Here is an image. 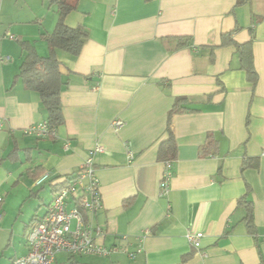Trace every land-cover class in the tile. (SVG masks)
<instances>
[{"label":"crops","instance_id":"crops-1","mask_svg":"<svg viewBox=\"0 0 264 264\" xmlns=\"http://www.w3.org/2000/svg\"><path fill=\"white\" fill-rule=\"evenodd\" d=\"M238 1L78 0L64 23L84 28L87 38L77 57L57 51L63 124L37 138L23 131L46 122V111L17 79L19 42L45 57L41 35L53 31L58 13L45 0H0V194L9 196L0 209L19 187L30 198L47 185L50 198L31 216L33 227L54 185L74 178L100 145L93 161L103 209L87 217L104 230L99 242L118 251L90 256L91 263L69 256V264H264V0ZM250 39L254 85L234 45ZM178 98L187 110L172 117L177 154L161 196L157 150ZM115 120L124 123L117 131ZM208 133L218 152L206 157ZM248 159L257 168L242 169ZM43 174L49 181L36 186ZM242 198L251 204L252 233ZM197 232L195 249L186 234ZM27 253L25 243L18 257Z\"/></svg>","mask_w":264,"mask_h":264},{"label":"built area","instance_id":"built-area-1","mask_svg":"<svg viewBox=\"0 0 264 264\" xmlns=\"http://www.w3.org/2000/svg\"><path fill=\"white\" fill-rule=\"evenodd\" d=\"M14 40L12 35L7 36ZM121 120L112 122L114 130L122 128ZM2 125L0 124V130ZM25 135H33L37 138H47L55 135V130H50L46 122L26 128ZM67 146V144H66ZM104 151L97 145L87 153L79 172L68 180L53 194L45 215L36 221L27 235L26 243L28 253L22 257H16L10 264H54L58 254H66L70 257L95 256L107 258L117 252L118 248H106L99 239L104 236V230L89 221L87 216H92L103 209L100 182L96 175L94 156ZM128 159L132 154L128 153ZM159 189L160 195H166L172 178V162L165 161ZM48 174H43L35 181L36 186H41L49 180ZM3 198L0 194V204ZM1 223V216H0ZM203 234L187 233L186 240L195 249L200 247ZM264 240V237H263ZM141 240H139L140 242ZM141 251L140 244L137 252ZM128 257L134 259L135 253L128 252Z\"/></svg>","mask_w":264,"mask_h":264},{"label":"trees","instance_id":"trees-1","mask_svg":"<svg viewBox=\"0 0 264 264\" xmlns=\"http://www.w3.org/2000/svg\"><path fill=\"white\" fill-rule=\"evenodd\" d=\"M45 1L48 8H55L58 13L57 23L53 31L50 34L41 35L42 40L47 46L48 54L45 57H41L29 42L20 41L19 46L23 54V61L19 68L17 79L21 80L27 90L36 92L39 95L41 105L46 111L47 126L50 130H56L63 124L60 94L64 86L62 80L63 65L57 57V51L65 52L71 57H77L87 38V32L82 27H68L64 23V18L75 9L78 0ZM248 1L240 0L237 4H244ZM234 45L238 53L240 68L245 72L247 81L251 85H254L256 82V73L253 68L252 39L245 44ZM185 102V98L176 99L167 114V138L159 144L157 150V159L161 162H173L176 159L177 148L170 125L172 117L175 114L187 110V108L182 107ZM201 151L206 157L218 152V141L212 133L207 134ZM257 166V159H248L243 163L242 169L247 167L257 168ZM68 180L71 179H66L54 185L56 190L64 186ZM239 204L245 208L246 215L244 221L248 231L252 233L254 232V224L251 204L245 198L240 199Z\"/></svg>","mask_w":264,"mask_h":264},{"label":"rangeland","instance_id":"rangeland-1","mask_svg":"<svg viewBox=\"0 0 264 264\" xmlns=\"http://www.w3.org/2000/svg\"><path fill=\"white\" fill-rule=\"evenodd\" d=\"M22 181L25 183L27 180ZM17 190L10 197L7 209H0L2 220L0 224V264H9L11 258L20 255L22 249H24L27 235L32 228V225L30 226L31 216L35 210L37 215L42 214L50 198L47 185L41 190H34V192L37 191V197L28 198L29 191L26 192L22 187ZM1 196L4 198V202H8L9 196H4V194ZM68 257L69 255L66 254H58L56 256L58 264H69ZM74 260L79 263H91L90 256H76Z\"/></svg>","mask_w":264,"mask_h":264}]
</instances>
